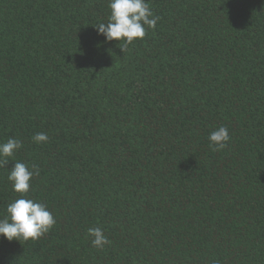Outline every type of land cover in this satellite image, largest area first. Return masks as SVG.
Instances as JSON below:
<instances>
[{"label":"trees","instance_id":"1","mask_svg":"<svg viewBox=\"0 0 264 264\" xmlns=\"http://www.w3.org/2000/svg\"><path fill=\"white\" fill-rule=\"evenodd\" d=\"M149 3L156 28L122 51L94 28L108 0H0V142L56 218L0 236V264H264V0Z\"/></svg>","mask_w":264,"mask_h":264},{"label":"clouds","instance_id":"2","mask_svg":"<svg viewBox=\"0 0 264 264\" xmlns=\"http://www.w3.org/2000/svg\"><path fill=\"white\" fill-rule=\"evenodd\" d=\"M110 13L106 21L97 22L94 28L97 35H102L105 42L122 41L120 47L125 51L135 40H143L148 29H155L159 16L154 15L149 0H108ZM35 143H46L49 136L38 132L32 137ZM209 147L212 151L224 150L230 141L226 126H219L208 135ZM23 146L20 139L9 137L0 142V167L8 161H14L7 179L18 197L6 205L3 217L0 218V236L8 240H37L47 234L56 224V218L45 202L30 196L31 178L38 176L37 165L29 166L23 161L13 159L15 153ZM88 235L92 238L94 248L103 249L110 244L102 227H90Z\"/></svg>","mask_w":264,"mask_h":264}]
</instances>
